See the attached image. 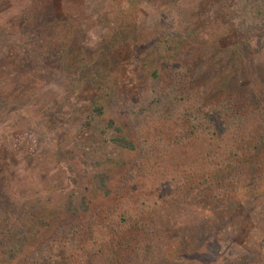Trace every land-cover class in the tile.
Segmentation results:
<instances>
[{
    "label": "rangeland",
    "instance_id": "374dc122",
    "mask_svg": "<svg viewBox=\"0 0 264 264\" xmlns=\"http://www.w3.org/2000/svg\"><path fill=\"white\" fill-rule=\"evenodd\" d=\"M64 1L72 25L60 39L74 44L78 34L75 50L82 48L81 56L97 60L99 79L111 72L116 82L127 87L123 91L126 104L141 107L149 93L172 80L182 82L179 89L187 93L207 92L213 102L244 97L246 103L256 96L259 103L264 101V34L245 38L223 20L210 24L202 11L193 18L190 11L177 10L176 3L168 0H110L103 11L110 28L101 38L84 11L85 0ZM196 1L198 9L203 3L211 9L223 3L190 2ZM8 2L0 0V25L11 15L6 11L18 7L15 3L5 8ZM168 30L182 42L170 57L160 54V39ZM119 39L122 47L117 46ZM22 40L14 29L0 28V264H29L60 227L92 223L105 231L111 220L114 229L125 226L114 217L120 214L116 209L123 207L122 197L137 194V198L154 189L141 179L143 172L133 171L137 151L103 146L106 137L101 128L81 133L82 112L87 109L82 95L66 102V76L34 63L23 66L30 55L26 50L42 44L25 37V46ZM111 42L117 46L112 53L107 48ZM181 66L187 70L183 74L175 71ZM155 72L160 78H146ZM93 94L101 95L95 87ZM111 114L107 110V116L99 120L107 122ZM98 126L104 125L100 121ZM96 170L109 177V196L95 189ZM231 193L232 200L215 207H190L182 218L184 214H167L163 223L148 232L151 241L147 242L154 240L158 245L148 257L152 261L139 264H264V172ZM69 198L77 203L87 198L88 213L68 215ZM20 228L27 231V245L16 261L5 260L3 250L17 251ZM134 245L141 247L136 240ZM143 257L142 251L137 260Z\"/></svg>",
    "mask_w": 264,
    "mask_h": 264
},
{
    "label": "trees",
    "instance_id": "16d2710c",
    "mask_svg": "<svg viewBox=\"0 0 264 264\" xmlns=\"http://www.w3.org/2000/svg\"><path fill=\"white\" fill-rule=\"evenodd\" d=\"M168 1L175 2L177 10L190 11L193 18L196 12H204L210 24L223 20L245 38L264 34V0H222L215 9L209 8L208 3L194 8L197 1L191 3L192 0ZM109 2L85 0L83 4L93 26L100 30L101 38L110 28L108 14L103 12ZM8 3L5 8L16 6L15 3L18 7L14 12L10 8L6 11L11 15L2 22L1 30L8 27L19 32L25 46L28 44L25 37L37 39L36 44H42L35 50L37 46L26 50L30 55H26L23 66L34 63L42 70L66 76L69 85L64 101L70 102L82 95L81 103L87 105V109L82 110L81 133L101 128L106 137L103 146L108 144L129 152L137 151L133 171L143 172L145 176L141 179L154 188L137 198V194L130 199L122 197L123 207L116 209L120 214L114 217L125 226L119 223L120 226L114 229L111 220L105 231L92 223L86 227L77 223L60 227L54 237L37 250L29 264L150 263L152 259L148 260V257L154 255L152 249L158 245L153 244L154 240L149 242L151 244L147 242L151 241L148 232L163 223L167 214L176 217L184 214L182 218L188 215L190 207H215L232 200L231 191L237 185L247 182L251 176L263 175L264 101L259 103L261 99L257 96L246 103L244 97L213 102L207 92L187 93L179 89L182 82L172 80L149 93L140 102L141 107L130 106L124 99L123 91L127 87L125 89L116 82L111 72L108 77L99 79L95 67L97 60L81 56L84 54L82 48L79 52L75 50L78 34L74 44L60 39L72 25L64 12V0H21L20 4L9 0ZM18 13L21 15L17 19ZM118 38L116 36V40ZM121 40L118 47L123 46ZM23 44H19L22 49ZM160 45V54L163 56L166 52L170 57L182 42L168 30L160 39ZM117 46L111 42L107 48L112 53ZM37 50L41 53L36 54ZM185 69L181 66L175 71L183 74ZM146 78L153 81L160 76L155 72L154 76ZM94 87L101 93L99 97L93 94ZM107 110H112L109 120H99L107 116ZM100 121L103 128L98 126ZM101 167L100 164L98 169ZM93 182L97 191L110 195V179L105 173L96 170ZM65 210L70 216L86 214L88 200L84 198L77 203L74 198H69ZM19 230L17 251L3 250L5 260L16 261L27 245V231L25 228ZM135 240L140 248L134 245ZM142 251L144 257L137 260Z\"/></svg>",
    "mask_w": 264,
    "mask_h": 264
}]
</instances>
